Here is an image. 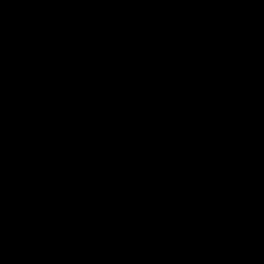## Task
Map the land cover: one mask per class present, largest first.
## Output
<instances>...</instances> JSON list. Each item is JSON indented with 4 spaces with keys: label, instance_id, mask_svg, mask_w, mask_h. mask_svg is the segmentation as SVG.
<instances>
[{
    "label": "water",
    "instance_id": "1",
    "mask_svg": "<svg viewBox=\"0 0 264 264\" xmlns=\"http://www.w3.org/2000/svg\"><path fill=\"white\" fill-rule=\"evenodd\" d=\"M67 264H264V0H120Z\"/></svg>",
    "mask_w": 264,
    "mask_h": 264
}]
</instances>
